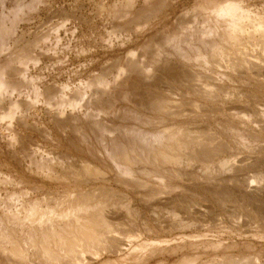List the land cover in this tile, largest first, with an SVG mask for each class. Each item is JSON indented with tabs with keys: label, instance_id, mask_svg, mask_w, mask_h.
Segmentation results:
<instances>
[{
	"label": "bare ground",
	"instance_id": "6f19581e",
	"mask_svg": "<svg viewBox=\"0 0 264 264\" xmlns=\"http://www.w3.org/2000/svg\"><path fill=\"white\" fill-rule=\"evenodd\" d=\"M151 1L144 0L145 3ZM157 1L161 5L157 6L159 9H174L180 0ZM140 2L120 0L114 12L120 17L138 14ZM258 2L264 6V0H196L189 11L176 15L172 28L163 31L157 45L151 39L146 40V45L153 44L154 49L163 48L165 53H170L167 61L157 67L163 56L159 52L151 51L149 53L155 54L142 59L133 56L130 69L125 70L128 75L122 72L121 79L124 78L126 88L134 91L137 100L130 93L125 99L134 109H144L157 116L146 120V124H159L161 129L137 128L131 135L120 133L117 139L111 126L95 118L98 122L92 123L100 127L95 132L109 138L108 145L103 144V138H96L105 145L103 150L91 147L89 139L86 144L90 147L78 146L79 152L75 148L80 157L72 154L65 157L62 153L58 156L41 147L43 152L36 151L41 162H34L36 168L30 171L36 179L28 181L0 173V200L5 193L4 204L0 206V264H264L257 255L237 256L225 251L226 256L221 257L224 249L187 246L184 242L187 236L207 232L215 225L213 220L209 222L203 217L205 211L199 210L202 205L198 209L191 206L189 193L196 197V191L211 192L227 201L221 189L237 184L239 165H242L233 157V161L210 167V163L218 160L216 157L228 150V144L221 143L223 140L218 137H215L219 140L216 142L214 136L215 141L210 140L216 130L206 127L196 131L195 125L184 121L186 118L206 119L213 114L228 116V124L217 130L226 139L228 133L244 132L242 128L245 129L243 126L250 119H264V7L256 9ZM138 19L141 23L140 15ZM172 55H176L175 60ZM146 58L150 61L147 65ZM101 83L96 85L102 87L99 89L103 96L107 87ZM140 86L151 91L147 100H143V95L142 98L136 96L135 90ZM11 87L0 72V99ZM102 96L98 95L99 101ZM91 102L94 105V101L90 100V105ZM106 105L110 108L108 103ZM179 120L184 123H177ZM51 122L59 132L66 135L70 132L85 143L86 120L85 124L84 119L72 115L64 117L61 112ZM19 124L29 126L23 119H19ZM88 126L93 128V125ZM262 126L247 125L246 128L259 135L264 134ZM123 128L120 132L125 131ZM42 134L49 140L50 133ZM241 135L235 139L239 148L252 150L247 140L243 143ZM25 136L17 132L12 141L20 145ZM28 146L26 152L32 154ZM49 157L50 160H43ZM251 179L249 189L255 194L260 185L257 181L261 179ZM239 193L234 201L237 213L246 209V200L241 191ZM244 214L242 217L228 215L232 223L239 224L237 231L245 226L242 224ZM217 225L225 226L219 221Z\"/></svg>",
	"mask_w": 264,
	"mask_h": 264
},
{
	"label": "rangeland",
	"instance_id": "374dc122",
	"mask_svg": "<svg viewBox=\"0 0 264 264\" xmlns=\"http://www.w3.org/2000/svg\"><path fill=\"white\" fill-rule=\"evenodd\" d=\"M140 1L139 9L141 10L138 14H132L130 16L123 15L120 17V15L114 12L120 0H0V72L4 73L5 79L10 86H12L7 90L4 97L0 99V173L20 178L24 177L29 179L28 181L36 179V177L31 175L30 171L36 168L34 167L36 166L34 165L35 163L38 161L41 162V156L36 154V151H42V148L49 149L48 151L50 152H56L58 156L62 153L65 157L68 154H72L73 156L78 155L77 157H80L81 155L78 154L79 149H77L78 146L81 149H85L86 146L90 147L93 145L91 147H96L94 149L98 151L103 150L105 145H108L106 141H108L109 138L102 135L101 132H98L100 127L93 124L94 122H98L96 120H99L102 124L104 123L105 125L107 124V126H111L116 131L117 135L115 137H117V139H120L121 135L118 136L120 133L126 132L131 135L137 128L145 130L161 129L159 124H154L155 126L152 125V122L151 124L149 123V125L146 124L149 118L154 119L155 117L156 119L157 116L144 109L143 111L134 109V106H131L132 104L130 105L129 102H127V97L132 95L133 98L135 94L132 89L126 88L123 84L124 78H121L124 76L123 73H125V70L131 66V63L134 61V55L139 56H137L136 59H140V57L142 59L145 58V56L149 57L152 54L149 53L151 51L156 52V54L161 53L164 58L161 56L162 61L157 67L161 66L164 61L170 58V53H165L163 48H161V50L158 48L154 49L153 44H151V46H149L150 44L146 45V40L151 39L154 45H157L160 42V35L163 31L166 30V28L168 30L172 28L176 15L186 10L189 11L196 4V0H180L178 2L179 4L174 9H159L158 7H161V5H158L159 1L157 0H152V4L150 2L145 3L144 0ZM262 5L261 2L256 3V9L262 10V7H264ZM139 15L141 23H139ZM133 16H136V18L134 19ZM135 20H138V23L137 21L134 22ZM136 28H139L140 31L136 30ZM172 56H175L172 58L175 60L176 55ZM145 62H147V65L150 61L146 58ZM120 71L123 73L121 74ZM126 73L125 75H128V72ZM100 82L107 87V89L103 91H105V93L107 92L106 94L108 95L105 93L104 95L106 96L100 95V92L102 94V91H100L102 87L96 85V83ZM177 84L179 85V82ZM142 87L140 86V88L135 90L136 96L142 98L143 95V100H147L148 98L146 99V97L151 95V93L148 92L151 91L146 90L144 86ZM112 92H114V94L118 92L120 94L123 93L126 94V96L122 94V99L120 98L121 96L117 98L119 93L118 95H114ZM95 93H99L96 94L97 98H95ZM128 93L130 94L128 95ZM92 94L94 96H90ZM98 95L99 97L102 96L100 101L98 100ZM92 97L93 99H90ZM88 98L91 101L93 100L94 105L96 103L99 109L98 107H94L93 102H91L90 105V100ZM133 99L137 100L136 97ZM86 100L88 101L85 104L84 101ZM123 100L125 102H123ZM106 102L108 105H110V102L112 103L110 108L107 105V107L104 106L107 104ZM68 103L70 104L68 105ZM61 112L64 113V117L72 115L78 119L80 118V120L84 119V122L86 120L88 125H93V128L86 125L83 129L84 131L86 130L85 136L83 137V139H86L85 143L83 140V142L80 141L78 136L72 135L69 132L67 135H71L67 137L66 134L59 132L60 129L54 127L51 121L55 119V117H58ZM227 118L228 116L223 117V115L213 114L206 119H183L186 124L190 126L195 125L193 127L196 131L206 127L216 130V133L213 135L211 134L212 136L210 135L212 138L208 136L209 139L211 138L210 140L213 141L216 140V142L223 140L221 143L228 144L227 147H225L229 151L224 150L225 152H223V154L221 153L220 156L216 157L218 160H214L209 164L210 167L212 164V167L216 168L218 163L233 161L234 158H237L238 163L241 162L240 164H242L239 165L241 171L237 184L231 186L226 185L225 188L221 189L225 193L224 197L227 201H222L223 199L219 197L220 195H213L211 192L210 195L208 193H203V191H198V193L194 190V192L196 191L195 194L198 195L196 197L189 193L191 206H195L198 209L200 205H202V208L200 207L199 210L205 211L203 217L209 222L213 220V223H211L213 225L215 224L213 227L216 229L214 230L212 227L207 232L198 233L195 234V236H187L184 242L187 246L196 245L201 248L224 249L221 250V257L226 256L227 252L225 251H228V253L237 256H240V254L257 255L263 261L264 134L258 135L246 127L247 125L249 127L251 125L252 127L263 125L262 127H264V119L262 117H253L254 119H250L248 123H246L247 125L243 126L245 129L242 128V130L245 133L242 132L243 134L240 133L236 135L228 133L227 135L225 134V139L224 134L220 135L217 130L228 124L230 118ZM19 119L27 121L29 126L26 127L24 124H19ZM89 120L92 121L90 122ZM144 120L147 121L144 122ZM181 122L183 121L179 120L177 123ZM114 125L117 128H114ZM97 127L99 135L95 132ZM119 127H125L123 128L125 131L122 130V132H120L121 129ZM87 128H89L90 131H88L89 129L87 130ZM91 130L93 131L91 132ZM117 131L119 132L117 133ZM17 132L23 136H29H25L24 139H28L31 143L30 145L28 140H24V143L22 142L26 147L25 150L22 143H19L20 145H15L12 141V138ZM45 132L50 133L48 134V141L42 134ZM215 134L219 136H215ZM192 135H195V133ZM199 135L201 136L202 134ZM229 135H231V137ZM237 135H241L244 144L247 140L246 144H251L254 150L252 149V151L250 148L249 151H247L241 147L239 148L235 142ZM196 136H198V134ZM213 136L214 138L218 137L219 140L216 138L214 140ZM251 136L257 140L251 139ZM97 137L103 138V144H106L101 145L102 141L100 142V140H97ZM88 139L90 140V146L86 144ZM71 140L74 141L72 142ZM25 142H28V144ZM70 142L71 144L74 143V147L71 146ZM253 142L255 144H253ZM27 146L33 151L31 152L32 154H27L26 150H29ZM255 147H258L256 148L257 151H255ZM75 148L78 152L75 151ZM33 153L37 156H33ZM46 157L48 156L46 155ZM47 159L50 160V157L44 158L43 160L45 161ZM63 162H66V159ZM252 177H259V179H261L259 180L261 182L257 181L260 184L257 186V191L259 192L256 191L255 194L254 192L252 194V190L249 189L251 186L248 181H251ZM239 191H241L244 200H246V209L245 211L239 210L237 213L238 207L234 204V201L239 198ZM199 194H204L206 197L200 196ZM3 197H5V193L2 194L0 206L4 204L5 200ZM192 200L195 201L193 202ZM223 203L227 204L224 205ZM254 212L257 213L254 214ZM238 214L241 215L240 217L244 214L243 216L245 219L242 218V224L245 226L239 231H237L239 229V224L237 223L238 225H235L232 223V220H229L230 216L236 217L239 216ZM206 215L208 217H205ZM214 217H216V220ZM250 218L251 220H249ZM217 221L227 228L225 226L219 227L220 225H217ZM247 221L249 223H247ZM231 224L233 225L232 227ZM249 224L254 225H251V227ZM211 255L213 256V254Z\"/></svg>",
	"mask_w": 264,
	"mask_h": 264
}]
</instances>
